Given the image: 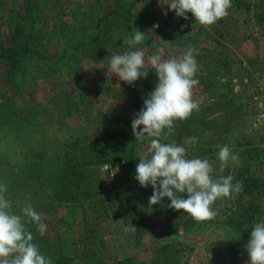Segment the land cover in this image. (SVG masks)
Instances as JSON below:
<instances>
[{"label":"rangeland","instance_id":"obj_1","mask_svg":"<svg viewBox=\"0 0 264 264\" xmlns=\"http://www.w3.org/2000/svg\"><path fill=\"white\" fill-rule=\"evenodd\" d=\"M93 1L32 0L39 9L31 18L20 14L27 22L20 41L31 32L36 51L23 59L17 91L0 62V183L8 187L13 211L19 214L30 203L41 214L45 235L27 218L26 227L52 264H246L251 228L264 219V118L258 119L253 99L255 82L264 83V0H232L229 15L207 27L190 12L187 19L177 16L160 0H119L120 11L131 16L97 46L83 42L96 32L102 10L117 11L116 0ZM23 6L24 0H0L2 37L5 21H13ZM138 30L146 35L136 47L146 55L159 47L177 56L189 46L198 50L193 95L201 101L200 111L176 121L162 143L184 145L189 159H209L213 178L232 175L233 183L242 181L235 199L216 202L219 214L213 220L196 222L169 208L168 197L150 205L154 188L140 183L125 188L118 161L108 171L101 168L106 163L85 168L81 185L65 192L76 193L75 202L56 200L54 184L72 182L68 166L78 164L90 141L107 133L113 142L131 145L138 159L149 146L148 137L136 141L132 120L157 86L155 70L146 69L147 77L129 84L108 75L107 67L112 54L135 50L126 41ZM79 39L83 45L75 46ZM245 76L251 78L248 85L239 83ZM193 136L198 142L185 145ZM224 145L239 160L221 171L218 152ZM234 231L239 232L230 235Z\"/></svg>","mask_w":264,"mask_h":264},{"label":"clouds","instance_id":"obj_2","mask_svg":"<svg viewBox=\"0 0 264 264\" xmlns=\"http://www.w3.org/2000/svg\"><path fill=\"white\" fill-rule=\"evenodd\" d=\"M168 4L177 16L188 18L191 13L195 22L202 26H211L229 15L232 0H160ZM167 15V11L164 12ZM159 27V25H155ZM183 27V26H182ZM146 33L135 31L126 43L135 50L123 54H112L108 75L118 76L122 81L133 84L141 77H147L148 70L154 69L158 83L154 91L144 100L143 108L132 120L133 133L137 140H150L146 152L139 157L136 167V179L141 186L154 188L149 197L150 205L160 203L168 197V205L176 211L183 210L196 222L215 219L218 200L235 199L243 191L242 181L233 183L232 175L213 178L214 167L207 158H188V150L175 141L162 143L173 133L175 122L189 119L194 112L200 111L201 101L194 98L193 90L199 84L196 78L199 65L196 59L198 50L187 47L183 54L177 56L164 47L157 48L155 54L146 55L143 48H137L145 40ZM167 55V58H165ZM141 125L143 128L141 129ZM198 137H190L185 145H195ZM220 170L229 162H238V154L229 146H220L218 152ZM107 168V166H105ZM118 171L115 170L114 176ZM8 187L0 183V264H52L51 258L45 256L39 246L33 242V234L26 227L35 223L41 236L46 234L47 225L43 223L40 213L30 203L13 211L12 201L7 195ZM187 194L186 198L185 195ZM250 239L245 245L249 260L246 264H264V219L251 228Z\"/></svg>","mask_w":264,"mask_h":264},{"label":"trees","instance_id":"obj_3","mask_svg":"<svg viewBox=\"0 0 264 264\" xmlns=\"http://www.w3.org/2000/svg\"><path fill=\"white\" fill-rule=\"evenodd\" d=\"M97 3L101 4V0H94ZM93 1V3H94ZM119 0L113 2L114 10L117 11V14L114 15L112 13H108L106 9L103 14L101 11V15H98L94 29L96 32H93L89 42L84 44H94L97 46L101 44L106 39H110V33L114 31L115 27H119L120 22L124 19L130 18L131 14L126 13L123 14L120 11L122 6H119ZM37 3V2H36ZM102 5V4H101ZM124 7V6H123ZM39 9V6H35L32 0H24V6L22 10H19L20 13H17L13 21L7 20L5 21V25L7 26V32L4 34V37L0 34V62L4 67V72L6 74V80L9 84V87L14 91H17L21 86L22 80V63L23 59L34 50V37L33 34L28 35L26 40L20 41V36L22 32H25V20L21 19V13H24L22 16L24 19L31 18L32 13H36ZM100 10H98L99 12ZM264 13L262 14V23H264ZM118 29V28H116ZM25 37V36H24ZM77 44L83 45V43L79 42ZM77 48V47H76ZM39 52V51H37ZM8 107L4 106V109ZM89 147L86 149L87 152L81 154L80 158L78 157V164H71L68 167H72L68 172L69 177L71 179V183H59L56 181L54 184V193H56V200L59 202H75L77 199V194H66L65 192L69 190L70 186L74 190L81 185L82 175L85 168L90 166H97L103 163H106L110 166L113 165L114 162L118 161L119 168L122 173V185L125 188L135 187L139 184V181L136 177V167L139 163V159L136 157L134 149L130 146H121L118 142H113L112 138L109 137L107 133L103 136V139H100L99 142L90 141ZM98 143L99 145H97ZM121 143V142H120ZM68 170V169H67ZM59 177V176H58ZM57 176L54 180H57ZM61 178V177H60ZM71 193V192H70ZM70 196V197H69ZM64 222V219H61ZM249 224V220H248ZM239 231H234L235 235Z\"/></svg>","mask_w":264,"mask_h":264},{"label":"built area","instance_id":"obj_4","mask_svg":"<svg viewBox=\"0 0 264 264\" xmlns=\"http://www.w3.org/2000/svg\"><path fill=\"white\" fill-rule=\"evenodd\" d=\"M264 76V75H263ZM252 77L254 78L255 75H252ZM257 78V77H256ZM251 78H249L248 76H245L243 78H241V80H239V83L241 82L243 85H248ZM233 85L237 83V78H233ZM237 84V86H239L240 84ZM255 86V89H256V93L254 96H253V99L255 100V102H257L258 106L260 107L258 113H257V116H258V119L259 120H263L264 118V83L262 82H259V83H256L254 84ZM237 88H235V91H236ZM107 166V168L105 167ZM101 168L104 170V171H108L111 169V166L108 165V164H104L101 166Z\"/></svg>","mask_w":264,"mask_h":264}]
</instances>
